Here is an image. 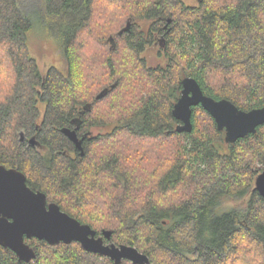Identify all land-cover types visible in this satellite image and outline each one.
Listing matches in <instances>:
<instances>
[{
	"label": "trees",
	"instance_id": "1",
	"mask_svg": "<svg viewBox=\"0 0 264 264\" xmlns=\"http://www.w3.org/2000/svg\"><path fill=\"white\" fill-rule=\"evenodd\" d=\"M39 2L66 66L42 75L28 49L32 17L18 0H0V164L97 235L111 230L110 242L134 246L147 264H264V200L253 185L264 170V124L226 143L201 105L192 107L190 132L177 131L171 113L185 76L239 109L264 107V0H200L195 8L178 0ZM114 3L117 21L172 9L166 65L140 57L145 36L114 31ZM103 102L107 111H95ZM35 126L40 149L19 139ZM97 126L110 128L91 134ZM62 127L88 134L82 156ZM25 242L33 260L0 246V264H114L78 242Z\"/></svg>",
	"mask_w": 264,
	"mask_h": 264
},
{
	"label": "water",
	"instance_id": "2",
	"mask_svg": "<svg viewBox=\"0 0 264 264\" xmlns=\"http://www.w3.org/2000/svg\"><path fill=\"white\" fill-rule=\"evenodd\" d=\"M129 21L118 32L129 29ZM114 44V39L109 36ZM115 83L103 88L96 99L103 98ZM201 105L214 119L216 127L224 131V141L234 143L264 124V107L250 110L239 109L227 99H214L203 93L198 82L190 76L181 80L180 96L172 107V115L179 123L176 130L190 132L192 129V107ZM60 131L74 144L83 155L82 142L87 133L78 137L75 129L62 127ZM21 132L19 139L23 140ZM35 137L29 138V144L35 146ZM254 189L264 200V170L255 177ZM111 230H102L100 235L90 225L62 211L58 204L47 202L46 194L33 190L26 184L23 172L15 168H6L0 164V246L15 253L19 261L30 262L35 257L34 249L25 242V238L44 240L49 245L60 242L70 244L78 242L88 252L98 253L120 264L123 259L132 264H147L148 256L131 245L104 243L109 240Z\"/></svg>",
	"mask_w": 264,
	"mask_h": 264
},
{
	"label": "rangeland",
	"instance_id": "3",
	"mask_svg": "<svg viewBox=\"0 0 264 264\" xmlns=\"http://www.w3.org/2000/svg\"><path fill=\"white\" fill-rule=\"evenodd\" d=\"M121 1H126V0H121ZM184 1L190 2V5H192L189 6L188 8H195L198 6V3H196V1H192V0H184ZM18 2L21 8L27 14H30V16L34 21L33 28L28 32V49L32 57L35 59L41 74L45 75L51 66H56L57 68L64 70L66 66L64 56L61 52L59 42L54 37H52V35L48 33V18H44V16L42 15L41 10L38 7L40 3L39 0H18ZM120 3L117 4L114 3L113 6V8L118 9L119 12H114L115 10H112V12L109 14L108 17L110 23H112L114 27V31L116 32L119 31L120 28L125 25L127 17L130 16L124 13V15L119 16L120 20L117 21L118 15L122 12L120 11ZM140 7L144 8L146 6L141 5ZM171 10L172 9H169L168 11ZM137 11L140 10L138 9ZM111 30L112 29H110V31ZM140 57L145 59L148 67L166 65L169 61V56L165 53L164 49H161L159 46L155 48L152 47L146 48L145 51L140 52ZM103 88H105V86L100 87V89H98L96 91L97 93L95 94L97 95ZM106 107H107L106 102L100 103L95 107V111H107ZM109 128H110L109 126L108 127L97 126L92 129L91 134L96 135V134L104 133L107 132ZM150 164L152 163L150 162ZM248 197L249 194H246L243 197L228 199L225 202H223L221 209H229L233 206L240 205L242 204V202H245L248 199ZM49 202H54V201L48 200V203ZM88 208L90 209L89 211H92L91 210L92 207L90 205H88Z\"/></svg>",
	"mask_w": 264,
	"mask_h": 264
},
{
	"label": "flooded vegetation",
	"instance_id": "4",
	"mask_svg": "<svg viewBox=\"0 0 264 264\" xmlns=\"http://www.w3.org/2000/svg\"><path fill=\"white\" fill-rule=\"evenodd\" d=\"M178 1L181 4H183L185 7L192 6V5H190V2H185L184 0H178ZM192 1H196V3H198V4L200 2V0H192ZM168 10L166 12L163 11L161 13H155L151 16L147 15L146 12H144V14L142 16H137V17L128 16L127 20L125 22V25L129 21L130 26H129V29L127 31H123V32L139 34V35L145 36L146 42L142 46V51H145L146 48H148V47L155 48L157 46H159L161 49H164L165 45H166L165 44L166 43V36L170 35V33L174 31V26H175L174 16L172 14V11H168ZM124 26H122L120 28V30ZM36 129H39V127L35 126L34 130L36 131ZM32 135H33V137H35V140L37 141L35 146H31L29 144V138L32 137ZM80 136H82V135H80ZM38 140L39 139L37 138V131H36L35 133H33L31 135L24 134L22 142H26V144L28 146H31L33 148L40 149V148L36 147L38 145ZM74 149H75V147H74ZM45 153H46V156L48 159V145L45 146ZM6 168H11V167H6ZM25 177H26V175H25ZM26 184H27V177H26ZM105 240L106 239H104V243H111L109 240H106V241Z\"/></svg>",
	"mask_w": 264,
	"mask_h": 264
}]
</instances>
